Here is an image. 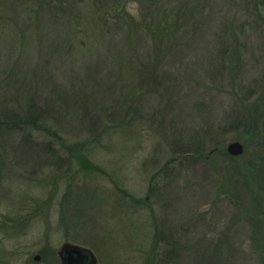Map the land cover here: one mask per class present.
I'll return each mask as SVG.
<instances>
[{
    "label": "rangeland",
    "instance_id": "1",
    "mask_svg": "<svg viewBox=\"0 0 264 264\" xmlns=\"http://www.w3.org/2000/svg\"><path fill=\"white\" fill-rule=\"evenodd\" d=\"M113 3L178 23L157 66L167 78L134 103L141 120L94 145L87 170L69 151L84 144L0 130V264H60L65 242L97 264H169L170 245L172 264H264V145L228 123L264 91V0H84L79 36L75 11L0 0V68L15 58L40 93L76 81L104 108L123 101L155 56L114 14L103 25ZM233 141L238 157L226 153Z\"/></svg>",
    "mask_w": 264,
    "mask_h": 264
},
{
    "label": "trees",
    "instance_id": "2",
    "mask_svg": "<svg viewBox=\"0 0 264 264\" xmlns=\"http://www.w3.org/2000/svg\"><path fill=\"white\" fill-rule=\"evenodd\" d=\"M23 2L35 15L44 12L47 7L68 13L75 11L73 28L79 36L78 18L81 16L83 6H85L84 0H23ZM28 2L32 4L28 5ZM119 8L116 3L108 7V11L101 16L103 25L105 26L107 22H110L108 20L110 13L114 14L110 20L116 21L117 18L129 34H142L151 40L152 52L155 56L153 63L140 67L137 73V84H132L133 90L128 91L123 101H117L115 104L104 108L98 101V89L95 86L89 87L84 84L82 86L76 81H72L68 85V89L52 87L40 93L36 85V73H30L26 76L21 74L20 71H17L20 68L14 58V61L8 62L6 66L0 68V130L33 129L51 138V142L71 143L72 145L84 144L85 146L81 149L76 146V149H69V151L71 159H75L77 164H85L84 168L87 170L90 166L88 160L90 150L94 145L100 143L103 136L106 137L110 132L123 131L130 127L134 120H141L140 117L135 116L134 111L132 112L137 108H134V103L138 104V101L146 94L150 95L157 92L166 80V75L160 76L157 73V68L160 65L163 51L170 47L169 43L178 28V23H175L176 21H164L163 18L156 20L152 18L153 16L136 20L124 9ZM0 16H2L1 13ZM3 26L13 30L7 23ZM108 27L109 25L105 29ZM99 28L101 31L104 30L101 26ZM163 43L169 45L165 46ZM37 69L44 71L45 66ZM136 88L141 91V95L138 97L135 96L134 92ZM240 102L242 114L238 113L239 117H230L228 123H230V127H241L242 130H246L245 134L247 135L240 137L241 141L247 143V138H250L255 145L261 143L259 147L262 148L264 137L259 125L264 119V91L249 103ZM141 117L143 119L142 115ZM159 126L161 128V124ZM152 129L159 130L155 127ZM75 131L83 134V137H77V132L71 133ZM190 148L191 146L186 147L188 150ZM87 150L88 153H86ZM182 150L186 152L185 148L180 149V151ZM53 157L52 151L50 158ZM161 238H163L162 234ZM72 241L78 242L73 239ZM166 248L167 260L169 264H172L177 249H175V245Z\"/></svg>",
    "mask_w": 264,
    "mask_h": 264
},
{
    "label": "water",
    "instance_id": "3",
    "mask_svg": "<svg viewBox=\"0 0 264 264\" xmlns=\"http://www.w3.org/2000/svg\"><path fill=\"white\" fill-rule=\"evenodd\" d=\"M226 153L232 157H238L243 153V146L238 141L229 143ZM60 264H97V260L89 249L65 242L61 245L58 252ZM39 257H35L38 260Z\"/></svg>",
    "mask_w": 264,
    "mask_h": 264
}]
</instances>
